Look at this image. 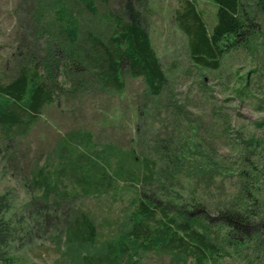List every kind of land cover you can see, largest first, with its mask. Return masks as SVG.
Here are the masks:
<instances>
[{"label":"rangeland","instance_id":"obj_1","mask_svg":"<svg viewBox=\"0 0 264 264\" xmlns=\"http://www.w3.org/2000/svg\"><path fill=\"white\" fill-rule=\"evenodd\" d=\"M69 1L84 33L90 29L107 33L108 26L84 11L78 0ZM96 1L100 13L124 12V0ZM197 2L212 30L217 6L212 0ZM134 3L167 75L164 91L149 94L144 78L132 76L127 68L125 88L117 92L103 88L91 71L75 74L55 67L51 74L56 77L61 72L57 79L64 93L44 107L32 130L11 141L0 128V194L7 192L20 210L37 194L32 177L56 157L63 136L91 131L97 143L134 149L166 173L169 166L176 169V177L163 179V184L153 188L178 191L193 199L187 202L201 204L195 206L197 213L207 209L203 220L211 223L208 231L225 251L208 264H264V14L253 7L254 25H260L261 35H252V47L235 48L223 57L218 69H207L194 65L189 56L188 37L175 19L179 0ZM51 20L44 0H0V81L15 78L23 58L45 72L51 50L57 48L55 31L48 29ZM166 155L173 156L177 164L167 162ZM244 171L250 178H242ZM244 179L253 183L250 188L258 197L256 202L246 200ZM127 185L76 202L98 225L97 242L88 250L63 244L64 238L59 239L55 230L51 234L39 230L30 245L11 249L16 264H80L82 253L101 248L126 228L130 201L143 187ZM230 207L259 214L253 216L249 229L255 232L250 237L241 234L234 243L228 242L229 228L214 222L220 210ZM140 264H191V260L174 253L150 252L143 254Z\"/></svg>","mask_w":264,"mask_h":264},{"label":"trees","instance_id":"obj_2","mask_svg":"<svg viewBox=\"0 0 264 264\" xmlns=\"http://www.w3.org/2000/svg\"><path fill=\"white\" fill-rule=\"evenodd\" d=\"M44 1L52 13L48 29L55 31L57 48L51 50L52 59L45 72L23 58L17 76L0 81V128L7 139L15 141L27 135L44 107L64 93L63 84L57 79L61 72L56 77L51 74L55 67L75 74L91 71L103 88L117 92L125 88L123 73L127 68L132 76L144 78L149 94L161 95L167 75L135 0L123 1V14L110 10L100 13L96 0H78L84 11L108 26L106 34L93 29L84 33L69 0ZM212 1L217 6V21L212 30L197 0H179L175 19L188 37L193 64L218 69L228 52L242 46L252 47V35H261L260 25H254L253 10L257 7L264 14V0ZM251 1L253 5H249ZM17 55L20 57V52ZM165 158L177 164L173 156ZM164 170L134 149L97 143L91 131L65 134L56 147V157L33 175L32 189L37 194L30 196L20 210L11 203L7 192L0 194V264H16L11 249L30 245L39 230L48 234L55 230L59 239L64 238L63 244L88 250V246L97 242L98 225L76 202L82 197L109 194L126 187L125 184L143 186L130 201L126 228L101 248L82 253L80 264H140L143 254L150 252L174 253L191 260V264H208L223 255L224 249L208 231L211 223L203 220L206 208L197 213L195 206L201 204L187 202L193 199H186L178 191L161 192L153 188L155 184H163V179L177 175L173 166H169L168 173ZM241 176L250 178L246 171ZM247 179L243 180L245 198L256 202L258 197L250 188L253 183L249 184ZM244 207L223 208L214 219L217 227L229 228V243H234L241 234L250 237L255 232L249 229L253 216L259 214Z\"/></svg>","mask_w":264,"mask_h":264}]
</instances>
